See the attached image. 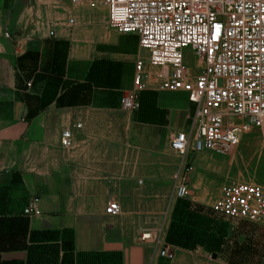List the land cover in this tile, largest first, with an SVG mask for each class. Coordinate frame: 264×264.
Wrapping results in <instances>:
<instances>
[{
  "label": "crops",
  "instance_id": "crops-1",
  "mask_svg": "<svg viewBox=\"0 0 264 264\" xmlns=\"http://www.w3.org/2000/svg\"><path fill=\"white\" fill-rule=\"evenodd\" d=\"M86 15L70 0H0V264H241L227 257V228L205 230L207 250L171 244L170 259L141 238L169 225V142L195 106L147 71L138 111H122L134 71H117L120 34ZM30 200L39 215L22 214ZM110 201L119 215L105 213Z\"/></svg>",
  "mask_w": 264,
  "mask_h": 264
},
{
  "label": "built area",
  "instance_id": "built-area-1",
  "mask_svg": "<svg viewBox=\"0 0 264 264\" xmlns=\"http://www.w3.org/2000/svg\"><path fill=\"white\" fill-rule=\"evenodd\" d=\"M70 4L105 8L108 27L136 35L139 49L147 53L135 61L132 89L120 99L122 111H138V97L147 89L146 65L156 71L159 91L184 93L195 106L189 129L175 133L169 142L178 157L170 200L187 194L191 156L204 151L229 154L252 129L264 136V0H70ZM68 23L73 25L74 19ZM189 57L195 60L193 68ZM60 143L72 146L70 130L62 131ZM212 208L226 218L264 227V186L224 184ZM105 213L117 216L121 208L110 201ZM22 214H40L35 200ZM163 228L152 240V233L141 238L152 243L154 253L171 258L169 247L161 243Z\"/></svg>",
  "mask_w": 264,
  "mask_h": 264
},
{
  "label": "rangeland",
  "instance_id": "rangeland-1",
  "mask_svg": "<svg viewBox=\"0 0 264 264\" xmlns=\"http://www.w3.org/2000/svg\"><path fill=\"white\" fill-rule=\"evenodd\" d=\"M71 7H84L87 14L84 17L86 23L89 24L91 18L101 19L106 27L105 8H91L86 4ZM70 18L74 16L71 15ZM99 26L98 24L96 27ZM115 45L113 51L119 59L116 64L117 71H134V60L138 56H147L145 51L138 48V39L134 34H120ZM188 63L193 68L195 60L189 57ZM102 64L106 68V63ZM145 69L154 71L148 65ZM131 80L130 73L128 81ZM189 162L192 169L187 177V194L170 205L169 225L163 228L161 243L167 246L178 244L187 248L204 245L207 250L208 246L215 244L216 238L205 230L211 228L218 233L227 228L228 258L232 257L241 264H264V227L223 217L212 208L220 187L224 184L252 182L264 186V136L258 130L252 129L242 136L239 146L233 152L222 155L204 151L191 156ZM192 199L202 201L206 205L197 206ZM166 210L162 219L166 217ZM162 225L161 222L153 228V237L150 240L154 239ZM229 244H235L237 247L230 249Z\"/></svg>",
  "mask_w": 264,
  "mask_h": 264
},
{
  "label": "water",
  "instance_id": "water-1",
  "mask_svg": "<svg viewBox=\"0 0 264 264\" xmlns=\"http://www.w3.org/2000/svg\"><path fill=\"white\" fill-rule=\"evenodd\" d=\"M215 258V257H214Z\"/></svg>",
  "mask_w": 264,
  "mask_h": 264
}]
</instances>
